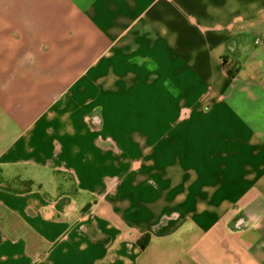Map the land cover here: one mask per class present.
Returning <instances> with one entry per match:
<instances>
[{"label": "crops", "instance_id": "1", "mask_svg": "<svg viewBox=\"0 0 264 264\" xmlns=\"http://www.w3.org/2000/svg\"><path fill=\"white\" fill-rule=\"evenodd\" d=\"M0 264H264V0H0Z\"/></svg>", "mask_w": 264, "mask_h": 264}, {"label": "trees", "instance_id": "2", "mask_svg": "<svg viewBox=\"0 0 264 264\" xmlns=\"http://www.w3.org/2000/svg\"><path fill=\"white\" fill-rule=\"evenodd\" d=\"M230 74H231V75H233V74H234L232 70H230Z\"/></svg>", "mask_w": 264, "mask_h": 264}]
</instances>
